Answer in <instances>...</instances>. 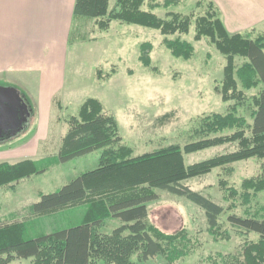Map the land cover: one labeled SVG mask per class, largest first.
<instances>
[{"label": "rangeland", "instance_id": "obj_1", "mask_svg": "<svg viewBox=\"0 0 264 264\" xmlns=\"http://www.w3.org/2000/svg\"><path fill=\"white\" fill-rule=\"evenodd\" d=\"M117 1L109 0L110 11L116 8ZM251 1L229 2L235 6L241 26L254 16L258 17V12L264 9L259 3V9L251 6L254 3ZM209 3L215 5L213 0L145 1L143 10L151 11L165 21L175 14L181 17L192 15L190 32L183 36L165 37L160 31L120 22H112L109 29L101 30L96 20L72 21L65 45L63 40V45L48 47L49 67L44 68L49 72L47 81L36 80L29 84L30 96L19 91L30 111L23 130L0 141V153L16 154L17 158L11 157L12 164L32 161L40 172L0 187V226L25 223L26 239H36L83 223L88 206L71 207L43 217L31 216L29 209L41 201L42 195L54 194L81 175L98 168L101 151L67 163L59 161L62 140L69 131L67 122L78 115L87 99L100 101L104 112L115 118L120 144L133 150L135 157L171 145L184 147L197 142L202 138L196 130L204 116L230 112L236 102L225 103L218 92L222 88L227 59L210 39L195 41V22L205 16ZM216 10L222 20L217 7ZM240 32L252 40L264 35V18H259L252 28ZM178 37L193 46V56L189 60L175 58L165 45L166 39L173 41ZM144 44L151 46L148 53L150 67L140 61ZM63 58L66 60L64 64L61 62ZM246 62L245 58L236 57V69ZM52 74H58L59 80L58 77L53 80ZM19 76L14 74L11 81ZM7 78V75L0 76V81H8ZM43 84L47 85L46 90L42 89ZM239 90L243 91L240 82ZM262 90L264 85L244 91L246 99L237 106L238 116L244 118L249 127L253 124V97ZM250 133L248 129L247 136ZM236 151L238 144H228L187 155L185 161L190 166ZM263 164L264 160L252 158L182 184L224 209L219 220L221 233L216 240L209 234L205 212L201 208L184 198L157 191L158 201L149 205V224L168 235L187 231L188 242L185 244L189 253L175 264H243L246 244L258 241V236L243 234L233 228L228 217L254 216L261 212L264 191L256 194L246 206L239 197H228L220 183L226 182L228 188L241 194L243 182L260 176ZM120 225L119 221H109L102 232L110 233ZM19 263L23 261L16 264ZM165 263L164 257L158 256L140 264Z\"/></svg>", "mask_w": 264, "mask_h": 264}, {"label": "trees", "instance_id": "obj_2", "mask_svg": "<svg viewBox=\"0 0 264 264\" xmlns=\"http://www.w3.org/2000/svg\"><path fill=\"white\" fill-rule=\"evenodd\" d=\"M146 0H118L109 10V0H76L74 20H96L101 30L112 22L160 31L165 37L183 36L190 32L192 15H172L168 21L143 10ZM200 6V4H198ZM195 41L208 38L226 57L222 88L218 89L225 103L236 102L226 115L204 116L196 134L202 139L184 147L171 145L151 154L134 156L133 150L121 145L119 128L114 117L104 112L97 99H87L78 115L67 124L69 131L62 140L59 161L67 163L95 151H101L98 168L75 179L60 191L42 195L30 207L33 217H43L71 207L88 206L83 223L77 227L26 239L25 223L0 226V264H140L158 256L165 264H175L189 253L187 231L168 235L149 224V205L158 201L157 191L184 198L205 212L209 234L216 240L219 220L224 209L212 200L193 192L182 184L252 158L264 160V90L253 97V124L249 127L238 116L237 106L244 103V91L264 85V35L252 40L226 31L213 3L205 16L195 22ZM175 58L189 60L193 46L181 41L165 40ZM151 46H141L140 61L151 66ZM247 60L240 69L235 58ZM239 82L243 91L239 90ZM250 129L251 135L247 136ZM229 132V133H227ZM228 144H238V151L188 166L185 156ZM32 161L15 165L0 164V187L10 186L40 173ZM228 197H239L244 205L264 191V164L260 176L243 182V193L220 183ZM252 192V194H251ZM233 207V205L231 206ZM254 216L228 217V223L243 234H255L258 241L247 243L243 264H264V207ZM109 221L121 225L104 233Z\"/></svg>", "mask_w": 264, "mask_h": 264}, {"label": "crops", "instance_id": "obj_3", "mask_svg": "<svg viewBox=\"0 0 264 264\" xmlns=\"http://www.w3.org/2000/svg\"><path fill=\"white\" fill-rule=\"evenodd\" d=\"M213 1L229 34H240L241 30L252 28L259 18H264V9H261L258 17L254 16L241 26L235 6L229 4L233 0ZM251 2H254L251 6L259 9V3L264 8V0ZM75 4L76 0H0V76H8V81H0L1 86L14 87L29 95L28 89L33 81H47L49 72L44 68L49 67L48 47L52 44L63 45V40L65 45V38H68L74 21ZM65 61L64 58L61 60L63 64ZM60 71L59 68L58 73ZM16 73L20 76L11 81V76ZM52 75L53 80L57 77L59 80L58 74ZM45 86L43 84L42 89L46 90ZM2 155L0 153V164H16L10 161L11 157L17 158L16 154Z\"/></svg>", "mask_w": 264, "mask_h": 264}, {"label": "water", "instance_id": "obj_4", "mask_svg": "<svg viewBox=\"0 0 264 264\" xmlns=\"http://www.w3.org/2000/svg\"><path fill=\"white\" fill-rule=\"evenodd\" d=\"M17 108L21 110V115L26 111V116L21 121L18 120ZM29 117V108L21 98L19 90L0 85V127L11 130L10 137H14L23 130Z\"/></svg>", "mask_w": 264, "mask_h": 264}, {"label": "flooded vegetation", "instance_id": "obj_5", "mask_svg": "<svg viewBox=\"0 0 264 264\" xmlns=\"http://www.w3.org/2000/svg\"><path fill=\"white\" fill-rule=\"evenodd\" d=\"M22 107H23V104L21 103ZM17 113L19 114L18 115V120L21 121L24 119V116H26V111L24 110L21 115V110L19 108H17ZM12 131L9 130V129H5V128H2L0 127V141H3L7 138H10V135H11Z\"/></svg>", "mask_w": 264, "mask_h": 264}]
</instances>
